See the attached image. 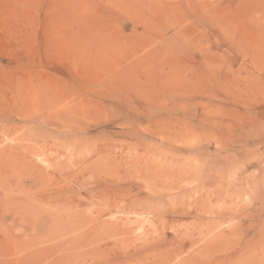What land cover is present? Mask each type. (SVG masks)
I'll use <instances>...</instances> for the list:
<instances>
[{
    "label": "rangeland",
    "instance_id": "374dc122",
    "mask_svg": "<svg viewBox=\"0 0 264 264\" xmlns=\"http://www.w3.org/2000/svg\"><path fill=\"white\" fill-rule=\"evenodd\" d=\"M0 264H264V0H0Z\"/></svg>",
    "mask_w": 264,
    "mask_h": 264
},
{
    "label": "bare ground",
    "instance_id": "6f19581e",
    "mask_svg": "<svg viewBox=\"0 0 264 264\" xmlns=\"http://www.w3.org/2000/svg\"><path fill=\"white\" fill-rule=\"evenodd\" d=\"M40 159V158H39ZM42 159V158H41ZM43 162V161H42Z\"/></svg>",
    "mask_w": 264,
    "mask_h": 264
}]
</instances>
